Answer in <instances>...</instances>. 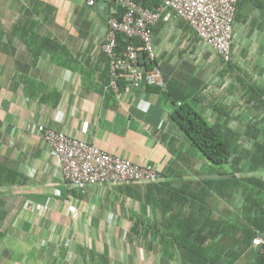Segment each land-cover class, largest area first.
Returning <instances> with one entry per match:
<instances>
[{
  "label": "crops",
  "instance_id": "obj_1",
  "mask_svg": "<svg viewBox=\"0 0 264 264\" xmlns=\"http://www.w3.org/2000/svg\"><path fill=\"white\" fill-rule=\"evenodd\" d=\"M111 7L105 0L93 8L84 0H0V264H23L31 256L32 264H54L62 252L55 249L67 241L80 249L75 255L116 264H264V252L244 244L251 221L264 227V198L252 193L254 203L243 196L247 181L264 184V166L252 160L255 152L242 151L213 167L168 121L161 93L111 91L108 60L99 54ZM151 33L166 88L176 85L196 98L195 110L208 124L234 131L243 120L227 109L222 91L242 77L221 72L218 57L190 42L192 34L173 15ZM254 46L264 47V0H240L235 63ZM244 102L248 117L251 105ZM39 126L134 164L156 165L162 182L67 191ZM163 191L185 197L180 205ZM161 205L175 212L164 215ZM167 222L172 228L165 235L158 229ZM172 233L184 245L173 244ZM192 251L203 256L195 259Z\"/></svg>",
  "mask_w": 264,
  "mask_h": 264
},
{
  "label": "built area",
  "instance_id": "obj_2",
  "mask_svg": "<svg viewBox=\"0 0 264 264\" xmlns=\"http://www.w3.org/2000/svg\"><path fill=\"white\" fill-rule=\"evenodd\" d=\"M96 1L84 0L88 8H93ZM105 2L122 10L119 19L114 8L110 10L106 40L99 48V54L108 60L110 88L115 95L121 94L117 85L119 80L126 85L122 93L146 87L165 91L166 86L156 64L151 29L167 14L173 15L192 34L190 42L195 39L218 57L221 72L230 74L237 70L238 65L232 56L233 25L240 0H161L155 9L143 8L132 0ZM117 34L128 42L122 52H117ZM140 52L154 62L152 69L147 70L139 63ZM205 93H210V87L205 89ZM36 132L51 150L67 191L82 192L98 186L158 185L162 182L160 173L151 166L134 164L50 128L39 126ZM55 195L60 194L55 192ZM70 212L73 213L74 209L70 208ZM261 245H264V237L252 244L255 248Z\"/></svg>",
  "mask_w": 264,
  "mask_h": 264
},
{
  "label": "trees",
  "instance_id": "obj_3",
  "mask_svg": "<svg viewBox=\"0 0 264 264\" xmlns=\"http://www.w3.org/2000/svg\"><path fill=\"white\" fill-rule=\"evenodd\" d=\"M136 4H141L143 8L147 9H155L157 8L161 0H132ZM112 7L108 11L107 22L110 17V10L114 8L117 12L116 17L119 19L122 13L121 8L115 7L110 4ZM33 34L32 31H28ZM117 40V52H122L127 46L128 42L124 39L122 35H116ZM139 63L142 64L145 69H152L154 66V62L147 59L146 55L142 52L139 53ZM232 73L236 75L235 70H232ZM237 76V75H236ZM110 81V78L108 76ZM237 80H239V85H241L243 89V96L248 99L249 103H254L252 106L255 108L254 110L264 109V105L258 106V103L264 102V89L257 86L254 81L247 82L244 78H239L237 76ZM119 90L122 92L125 88V83L123 80H119L117 82ZM147 91H153L161 93L163 99L169 104V113H168V121L175 127V129L180 133L183 139L194 149H196L200 156L208 162L213 167H222L227 165L232 157L236 154H242V150L236 147L239 139V133L236 131H231L228 128H224L218 125H210L206 122V120L195 110L194 101L191 98L195 99V102L198 100L194 97H189L186 93L178 89L176 85L168 86L165 91H162L158 88L146 87ZM106 97H111V93H105ZM262 101V102H261ZM251 107V108H252ZM259 107V108H258ZM252 108V109H253ZM246 132L244 134L245 137L254 141L252 146V150L245 152H255L253 156L250 157L257 166H264V129L256 128V125H247ZM261 138V139H260ZM261 140V141H259ZM153 169H155L158 173V166L151 165ZM249 187L251 188L249 190ZM243 196L250 199V201H257V199H253V194H259L257 196H261L264 198V184H261L256 181H247L244 185ZM165 195H168L170 198H174V200L179 201L181 205V201L184 199V195L182 192H165ZM168 193V194H167ZM257 198V197H256ZM253 199V200H252ZM161 209L163 210V214L165 215L167 212H175L174 207H164L161 205ZM175 218V216H173ZM249 219V217H248ZM264 221V220H263ZM249 227H244V232H246L245 246L249 244H253L254 240L262 239L264 237V227L261 228L260 225L254 224L252 221L250 222ZM173 227H176V224H173ZM172 228V223L167 222L165 227L161 229L159 227L158 231L164 233L166 235V230H170ZM182 228V227H179ZM171 237V242L176 246L181 244L184 245V240L181 237L176 236L172 233L169 234ZM179 237V238H178ZM258 251L260 254L264 252V245L258 247ZM195 259H200L203 255L200 252L192 251ZM82 258L84 259V264H111L110 261L104 260L103 257L92 254H83ZM89 261V262H88ZM210 264H215L214 261H210Z\"/></svg>",
  "mask_w": 264,
  "mask_h": 264
},
{
  "label": "rangeland",
  "instance_id": "obj_4",
  "mask_svg": "<svg viewBox=\"0 0 264 264\" xmlns=\"http://www.w3.org/2000/svg\"><path fill=\"white\" fill-rule=\"evenodd\" d=\"M248 53L243 56L240 61L241 64H238V70H235V72H237L242 78H244V74L247 75H252V79H249L251 81H254L256 83L257 86L261 87L262 89H264V47L258 48V47H251L248 48ZM239 80H237V78H231V80L228 81L225 89L222 91V93L226 96L227 100L225 101V105L227 107V109L229 110V107L232 106V108H235V112L234 115L237 117H241L243 120L242 123L240 124H236L235 126H233L232 130L236 131L237 133H239L240 139L238 141V147L242 150V151H250L252 150V143H254V141H252L251 139H248L247 137L244 136L247 127L245 126L246 123L245 121L249 120L248 118L253 119L252 123H250V125H256V128H261L264 129V109H260V110H254L255 108L252 107V105H254V103L251 105V107L253 109H249L251 110L248 113V117L246 116V112L245 109L243 111H241V105H243L245 102V97L242 95V87L241 85H239ZM248 81V80H247ZM218 91L220 89L216 88ZM219 93V92H218ZM264 98V97H262ZM262 102V101H261ZM237 104V107L234 106ZM262 105H264V102L262 103H258V106L260 107ZM255 107V105H254ZM258 107V108H259ZM264 108V107H263ZM238 110V111H237ZM237 114V115H236ZM261 139V138H260ZM261 141V140H259ZM193 150L198 154L199 152L193 148ZM203 159V158H202ZM219 168V167H218ZM67 243V244H65ZM62 248H57L55 250H61V256H54L56 258L54 264H84V259L82 258L81 255H75L74 252L76 251L79 252L80 249L78 250H73L71 249V242L67 241L65 242ZM73 251V252H72ZM60 256V257H59ZM48 257V256H47ZM76 258V262L74 263V261H72V259ZM33 257H29L26 258L24 261L22 260L21 262L23 264H32L30 263ZM78 261V262H77ZM89 262V261H88ZM21 264V263H19ZM36 264V263H35ZM111 264H116L114 262H111Z\"/></svg>",
  "mask_w": 264,
  "mask_h": 264
}]
</instances>
